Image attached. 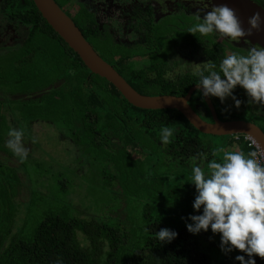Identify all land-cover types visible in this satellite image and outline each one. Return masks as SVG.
I'll return each instance as SVG.
<instances>
[{
  "label": "trees",
  "instance_id": "1",
  "mask_svg": "<svg viewBox=\"0 0 264 264\" xmlns=\"http://www.w3.org/2000/svg\"><path fill=\"white\" fill-rule=\"evenodd\" d=\"M5 5L11 11L19 8L16 12L31 28L20 53L22 61H15V56L0 61V158L5 154L0 160V264H240L238 255L248 260L238 250L221 251V236L211 227L198 234L186 227L192 223L188 217L203 213L202 208L199 212L193 208L197 192L191 184V157L203 153L208 161L220 162L225 150L247 155L253 148L246 136L223 137V144L217 146L208 139L216 136L203 134L177 110L133 106L115 86L86 67L33 0H5ZM129 82L146 95L183 96L187 91L161 78L149 84L143 75ZM238 118L231 113L227 119ZM36 122L55 125L71 140L76 165L79 160L104 165L103 175L109 176V182L116 180L122 193L112 190L113 207L118 209L117 195L126 201L124 220L106 217L113 208L95 212L87 188L71 192L62 205L47 200L38 186V173L28 162L37 158L36 147L21 163L6 146L10 129L27 125L23 130L29 134ZM164 126L174 129L168 145L160 137ZM14 157L16 166L9 163ZM79 168L75 173L81 176ZM21 173L32 182L25 202L18 199L24 189ZM74 195L80 196L91 217L77 211ZM165 228L178 234L170 243L156 236ZM252 259L264 264L258 256Z\"/></svg>",
  "mask_w": 264,
  "mask_h": 264
},
{
  "label": "flooded vegetation",
  "instance_id": "2",
  "mask_svg": "<svg viewBox=\"0 0 264 264\" xmlns=\"http://www.w3.org/2000/svg\"><path fill=\"white\" fill-rule=\"evenodd\" d=\"M55 2L75 22L94 50L127 81H136L138 76L143 75L148 78L149 84H154L161 78L171 87L187 89L183 96H149L185 97L193 90L189 105L204 121L214 122V115L207 101L209 98L220 121L231 120L227 119L228 116L225 119V115L235 113L239 118L233 120L252 122L264 131V106L249 103V97L239 86L233 91V95L243 102L238 109L231 97L221 103L217 97H203L202 89L198 90L199 76L193 74L196 65L201 64L202 69L203 63L212 61L216 64L217 59L219 61L215 70L219 72V65L226 55H247L251 47L261 46L248 39L232 40L218 32L207 36L188 33V29L198 22L197 14L202 18L205 11L215 6L214 0ZM255 2L264 7V0ZM11 10L13 8L7 7L5 0H0V61L12 56H15V61H22L20 53L29 38L31 26L23 22L20 12H16L19 8ZM152 74H155L154 78Z\"/></svg>",
  "mask_w": 264,
  "mask_h": 264
},
{
  "label": "clouds",
  "instance_id": "3",
  "mask_svg": "<svg viewBox=\"0 0 264 264\" xmlns=\"http://www.w3.org/2000/svg\"><path fill=\"white\" fill-rule=\"evenodd\" d=\"M197 23L188 29V33L203 36L218 32L232 40L251 36L259 31L261 24L260 12L254 13L249 19V29L245 31L236 10L227 4L213 6L204 12L201 18L196 16ZM196 65L194 75L199 76L198 90L202 89L203 97H217L221 103L231 97L238 109L243 103L233 95L239 86L249 97V103L264 106V47L253 46L247 55L231 53L226 55L219 65L212 61ZM207 73V74H205ZM222 73V75H221ZM153 78L155 74H152ZM174 129L164 126L160 130L163 145L171 143ZM6 146L24 163L29 150L23 144L24 131L12 128L8 132ZM249 139L255 144L251 136ZM37 142L32 138V143ZM223 151V150H221ZM216 156V153H213ZM258 152L224 151L220 162L216 159L207 160L203 153L191 157V184L195 185L197 195L193 208L201 215L188 217L192 223L187 224L188 232L198 234L207 232L209 227L213 234L221 236V251L227 253L233 249L245 253L235 257L240 264H256L254 256L264 259V165L257 159ZM208 169L206 173L203 169ZM177 233L169 229H161L156 233L160 242H171Z\"/></svg>",
  "mask_w": 264,
  "mask_h": 264
},
{
  "label": "water",
  "instance_id": "4",
  "mask_svg": "<svg viewBox=\"0 0 264 264\" xmlns=\"http://www.w3.org/2000/svg\"><path fill=\"white\" fill-rule=\"evenodd\" d=\"M36 7L42 14L47 23L54 31L76 52L86 67L94 74L106 79L123 97L133 106L148 109H176L179 110L187 120L200 132L216 137H226L235 135L251 136L257 141L264 151V131L256 124L246 120L220 121L209 100L207 101L214 115V122L204 121L196 111L189 105L192 91L185 97L177 96H149L138 92L129 82L108 62H106L86 40L82 31L75 22L62 10L55 0H33ZM215 6L227 4L236 10V14L241 21L242 27L249 29L248 19L256 12H260L261 19L264 21V7L260 6L255 0H214ZM248 39L252 43L264 47V23L261 24L259 31H253Z\"/></svg>",
  "mask_w": 264,
  "mask_h": 264
},
{
  "label": "rangeland",
  "instance_id": "5",
  "mask_svg": "<svg viewBox=\"0 0 264 264\" xmlns=\"http://www.w3.org/2000/svg\"><path fill=\"white\" fill-rule=\"evenodd\" d=\"M155 91L156 90H150L152 93ZM227 116L228 115H225L224 118L226 119ZM26 128L27 125H23V127L20 125L18 126V130H26ZM25 135L26 137H23V144L29 152L31 153L36 147V153H34L37 158L32 157V160L28 162L36 170V173H38V186L43 188V190H40L48 195V201L52 200L62 205L64 204L62 202L66 201V197L69 196L71 192H75L80 188H87L93 195L91 205L95 207V212H100L99 214H102L113 208V211H109L106 217L120 218L122 220L126 218V214H124L123 211V208L126 207V201L122 199L123 195L116 196V205L118 209L113 207L112 190L121 193L120 186L116 180L109 182V176L103 175V168L105 170L103 164H99L102 167H97L85 163L83 160L76 161L78 165L73 163L74 150L76 151L75 146L69 138H65L59 133L55 125L50 123L36 122L33 127L29 129V134L27 132ZM33 137L37 140L35 144L32 143ZM208 139L217 146L223 144L225 140L223 137H208ZM231 147L236 148V146ZM4 156L5 154L1 156L0 160H2ZM38 161L39 165L37 164ZM9 163L12 166L19 164L15 157L12 158V161ZM76 168L82 171L81 176H79L77 172L75 173ZM20 179L24 182V189L22 188L21 195L18 199L19 202H25L31 196L30 187L32 186V182L28 181L26 174L23 173L20 174ZM44 188L47 190H44ZM60 191H64L65 193L62 194ZM51 195L54 196L52 199L50 198ZM54 198L60 202H57ZM79 198L80 196L77 195H74L73 198L77 211L80 212L83 217H91V211L85 212L84 206L79 201ZM42 210L43 207L37 211L36 214H40Z\"/></svg>",
  "mask_w": 264,
  "mask_h": 264
},
{
  "label": "built area",
  "instance_id": "6",
  "mask_svg": "<svg viewBox=\"0 0 264 264\" xmlns=\"http://www.w3.org/2000/svg\"><path fill=\"white\" fill-rule=\"evenodd\" d=\"M247 140L249 141V146L253 148V151H257L258 152V157L257 159L259 160V162L264 165V151L262 150V148L260 147V145L257 143L253 144L252 140L249 139V137H247Z\"/></svg>",
  "mask_w": 264,
  "mask_h": 264
},
{
  "label": "crops",
  "instance_id": "7",
  "mask_svg": "<svg viewBox=\"0 0 264 264\" xmlns=\"http://www.w3.org/2000/svg\"><path fill=\"white\" fill-rule=\"evenodd\" d=\"M247 138V137H246Z\"/></svg>",
  "mask_w": 264,
  "mask_h": 264
}]
</instances>
